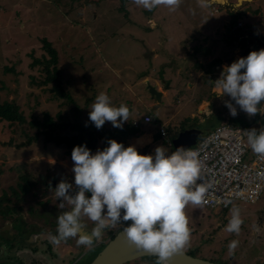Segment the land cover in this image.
I'll list each match as a JSON object with an SVG mask.
<instances>
[{
  "label": "rangeland",
  "instance_id": "rangeland-1",
  "mask_svg": "<svg viewBox=\"0 0 264 264\" xmlns=\"http://www.w3.org/2000/svg\"><path fill=\"white\" fill-rule=\"evenodd\" d=\"M236 2L201 7L200 0H181L172 11L163 5L148 10L136 5L134 0H0V101L16 102L28 121L43 119L45 112L55 118L60 112L62 120L74 121L75 104L54 97L51 85H40L38 81L44 73L40 66L31 65L34 56L42 55L40 37H47L59 51L62 79L76 105L82 108L78 119L83 125L95 127L89 120V111L96 96L103 92L113 106L123 103L130 110L122 128H115L108 121L102 126L101 132L112 130L116 136L146 109L177 133L180 129L177 122L191 117L192 112H197L196 116L189 118L184 126H197L203 132L213 130L223 121L260 130L264 128V120L258 115L249 117L230 97H220L211 91L207 68L211 59L230 60L244 48L246 52L264 49V0L246 1L233 10ZM238 21L243 26L235 30L233 24ZM248 32L255 33L256 38L250 39L248 34L242 44L236 36ZM153 50L159 53L158 57H153ZM167 52L177 57L176 61ZM158 85L167 90L160 101L150 91V86L160 91ZM200 99L213 101L211 112L195 110ZM225 101L236 106L235 117ZM32 130L28 122L0 121V185L15 186L25 172L41 183V174L55 171L60 175L67 169L65 145L45 144L40 140L21 148L17 146L26 140L25 133ZM163 148L169 154L175 152L166 144ZM97 149L102 150L99 145ZM249 152L255 154L251 147ZM46 192L39 196L51 199L47 201L48 207L61 202L52 196L53 191ZM38 208L41 209L40 204ZM233 208L239 209L242 220L238 234L227 231ZM52 213L55 214L53 209ZM185 215L190 239L182 249L187 253L225 264H264V193L256 203L237 201L226 210L189 204ZM84 218L86 221L82 223L86 227H96L93 221ZM47 220H51L48 215ZM115 227L110 222L97 242H108L109 232ZM52 236L58 234L52 231L46 235L49 239ZM78 239L79 236L71 237L55 243L64 254L59 264L76 261H79L76 264H89L101 250L98 246L88 251V247L77 244ZM233 240L238 242L237 247L229 251ZM134 262L127 264H146L143 259Z\"/></svg>",
  "mask_w": 264,
  "mask_h": 264
},
{
  "label": "clouds",
  "instance_id": "clouds-1",
  "mask_svg": "<svg viewBox=\"0 0 264 264\" xmlns=\"http://www.w3.org/2000/svg\"><path fill=\"white\" fill-rule=\"evenodd\" d=\"M180 2L134 0L136 5L148 10L163 5L174 11ZM200 6L207 7L208 0H200ZM240 26L243 23L238 21L233 28L237 30ZM243 37L247 35L242 34L240 42ZM213 83L240 110L249 117L255 116L264 101V49L251 51L246 57L225 65L219 79ZM231 101H225V106L235 117L237 108ZM129 115L130 110L125 104L115 107L109 96L101 92L91 105L89 120L97 129L106 121L115 128H122ZM244 132L252 151L264 158V128ZM107 145L94 154L86 145L73 148L71 159L76 187L73 189L72 184L61 180L54 189L57 200L61 201L59 208L63 209L67 204L71 210L58 215V236H52L51 240L59 243L60 239L79 236L78 245L91 247L93 238H99L109 222L115 225L131 221L114 232L126 227L129 239L136 246L157 255L158 264H167L170 256L186 246L190 239L186 206L202 207L207 203V187L197 183L201 172L198 153L181 146L169 154L158 146L152 155H141L134 146L125 147L114 139H109ZM86 193H90V197ZM82 217L96 224L90 235L81 234ZM241 224L239 209L233 208L227 231L238 234ZM237 244V241H231L229 251Z\"/></svg>",
  "mask_w": 264,
  "mask_h": 264
},
{
  "label": "built area",
  "instance_id": "built-area-1",
  "mask_svg": "<svg viewBox=\"0 0 264 264\" xmlns=\"http://www.w3.org/2000/svg\"><path fill=\"white\" fill-rule=\"evenodd\" d=\"M240 24V23H239ZM256 114L264 120V101ZM144 122L156 119L150 113L142 117ZM139 126V119L133 120ZM249 127L222 122L215 129L203 134L186 149L196 151L201 165L200 180L207 187L204 206L210 209L226 210L234 202L256 203L264 193V158L250 155V145L245 140V130ZM160 132L168 143L165 126Z\"/></svg>",
  "mask_w": 264,
  "mask_h": 264
},
{
  "label": "flooded vegetation",
  "instance_id": "flooded-vegetation-1",
  "mask_svg": "<svg viewBox=\"0 0 264 264\" xmlns=\"http://www.w3.org/2000/svg\"><path fill=\"white\" fill-rule=\"evenodd\" d=\"M209 1V5H221L210 4ZM228 4H230V0H228ZM232 9L237 10L238 8L234 6ZM252 35L250 39L255 36V34ZM40 182L39 185H35L27 193L22 192L19 184L10 185L9 187L0 185V264H59L61 259H64L63 252L59 251L55 243L46 235L52 231L58 234L57 217L62 212L67 211V205L63 209L59 208V203H54L48 207L47 201L51 202V199L48 197L43 199L39 196L41 193H47L48 183L42 184L44 183L42 178H40ZM53 186L56 187L54 183ZM39 204L41 209H37ZM6 205L10 206L11 209L5 211L4 207ZM52 209L55 214L52 213ZM70 210L71 208L68 211ZM44 214L45 216H43ZM47 215L51 220H47ZM52 220L55 222L56 227H53L54 223L51 222ZM46 223H50V225L48 224L49 227L46 226ZM81 234L90 235L89 232ZM60 240L63 242L64 239ZM97 240L98 238H93L92 245L88 247V251L101 245V242H97Z\"/></svg>",
  "mask_w": 264,
  "mask_h": 264
},
{
  "label": "trees",
  "instance_id": "trees-1",
  "mask_svg": "<svg viewBox=\"0 0 264 264\" xmlns=\"http://www.w3.org/2000/svg\"><path fill=\"white\" fill-rule=\"evenodd\" d=\"M236 24L237 22H235L233 26ZM240 36H242V34L237 35L236 38H238L239 40ZM246 38L247 37H243V39L241 40L242 44H244ZM40 43L42 55L40 57L34 56L33 61L31 63L33 67L40 66L41 70L44 73V77L39 80L38 83L40 85H51L50 90L53 92L54 97L63 99L68 103L75 104L73 109L75 116L74 121L62 120L63 116L60 112L57 114L56 118L51 113L45 112L43 119L34 118L33 120L28 121L25 114L21 111L19 105L14 101L8 100L2 102L0 101V121H7L9 123L19 124H24L28 122L30 128L33 130L31 133H25L26 140L18 143L17 145L20 148L43 140L45 144L53 143L56 146L65 145L68 148V152L70 154L72 153L71 150L75 146L80 145H86L87 148L90 149L91 152H93L98 146L100 134L96 130L91 129L89 125L86 126L80 123L78 119L81 116L82 108L79 105H76V101L72 96L71 92L65 87V82L62 79L61 70L59 68L60 56L58 49L53 44V42L50 41L47 37H40ZM252 51H254V49ZM250 52L251 51L248 50L246 52L245 48L243 50L244 56H247ZM215 62H217L216 59L213 61L212 64H214ZM6 69L14 71V68L12 67H6ZM187 120L189 119H186L185 122H187ZM185 122L182 123L183 128ZM131 125H133L132 122ZM20 180L21 181H19L18 184L23 193H27L32 187L39 184V181L34 178H31L28 172L21 174ZM16 193L18 194V192ZM4 209L5 211H8L11 208L10 206L6 205ZM110 234V239H113L116 235V232L111 231ZM105 244L106 243H102L101 245H99V250L102 249ZM189 253L193 256H198L193 252ZM142 259L144 262H146V264H156V262L158 261L157 256H148ZM212 261L217 262L216 260ZM218 263L225 264L221 261H218Z\"/></svg>",
  "mask_w": 264,
  "mask_h": 264
},
{
  "label": "crops",
  "instance_id": "crops-1",
  "mask_svg": "<svg viewBox=\"0 0 264 264\" xmlns=\"http://www.w3.org/2000/svg\"><path fill=\"white\" fill-rule=\"evenodd\" d=\"M248 34H253V33H250V32H248V33H245V35H248ZM255 34V33H254ZM253 36V35H252ZM256 38V35L254 36V38L253 39H255ZM244 50V49H243ZM243 50L237 55V57H235L236 55H235V53H234V55H233V57L230 59V60H222V59H219V58H215L216 60H217V62H215L214 64H212L213 63V61L215 60V59H211L210 60V63L212 64H210L209 63V65H207V68H209V72H208V75H209V77L211 78V81H212V87H211V91L213 92V93H215L216 95H218V96H220V97H222L223 95H222V93H221V91L219 90V89H217L216 87H215V85H214V81L215 80H217V79H219V77H220V74H221V72H222V70H223V67L225 66V65H231V63H233V62H235V61H237L239 58H241V57H246V56H244V54H243ZM191 51H194L193 49H191ZM153 52H155L154 50H153ZM237 52V51H236ZM238 53V52H237ZM147 55H149V53L147 54ZM159 56V53H157V52H155L154 53V56L153 57H158ZM167 56L171 59V60H175L176 61V59L175 58H177V57H175L174 55H172L170 52H167ZM186 56H189V53H187V55ZM200 60V59H199ZM202 63V62H201ZM208 64V63H207ZM146 78H148L149 77V74H147L146 76H145ZM161 92H162V95H165L166 93H167V90L166 89H164L163 88V86L162 85H158V87H157ZM213 105V101L211 100V99H208V100H205V99H200V101L198 102V104H197V108L195 109V110H197L198 109V113H206V112H211L212 111V108H211V106ZM152 106H158V105H153L152 104ZM202 107H204V109H203V111H202ZM136 113H137V115H138V113H140L139 112V110L138 111H136ZM142 113V112H141ZM148 113H151L153 116H154V114L152 113V111L150 110V109H146L145 111H144V113H143V115H145V114H148ZM196 114H197V112H192L191 113V115L192 116H196ZM140 115V114H139ZM138 115V116H139ZM143 115L141 116V117H137V118H139V120L141 121V123H140V125L139 126H134V125H131V123L129 124V126L127 125L126 127H125V129H123V131H121V132H119V133H117V136H116V134H115V132H112V130H108L107 129V131L108 132H101L102 130H101V128L100 129H97V128H95V127H92V126H90L91 127V129H93V130H96L99 134H100V138H99V142H98V145L99 146H101V148L103 149L105 146H108L107 145V141L109 140V139H114V140H116L118 143H122L125 147H128V146H134L136 149H137V151L138 152H144L143 154H141V153H139V154H141V155H149L148 154V152L150 151V152H154V150H155V148L156 147H158V146H164L165 144H166V146H171V148H173L174 149V146H173V144L172 143H168L166 140H165V138H163V135H162V133L160 132V126L161 125H163V126H165L166 128H167V136L171 139V141H173L178 135H179V133L181 132V131H183V130H185V129H188V128H192V127H196V128H199V127H197V126H190V127H186V126H184V128H183V126H182V123L183 122H185V120H183L181 123H178L177 122V126L179 125L180 126V129L178 130V132L179 133H177V132H174V130H172V127H169L167 124H165V123H163V122H161V121H159V120H157V118L154 116V118L156 119L155 121H153V122H144V121H142V117H143ZM191 116V117H192ZM136 117H134V118H136ZM191 117H189V118H191ZM133 118V119H134ZM189 118H187V119H189ZM132 122V121H131ZM229 122V121H228ZM187 122H185V124H186ZM176 125L174 126V127H176ZM211 131V130H210ZM209 132V131H208ZM175 133V134H174ZM205 133H207L206 131L205 132H203L202 131V133H201V135H199V137H198V139L203 135V134H205ZM97 148H98V146H97ZM97 148H96V150L95 151H97ZM68 149V148H67ZM73 150V149H72ZM71 150V151H72ZM95 151H93V152H95ZM66 165H64V166H66V168L68 169V172H67V169H64V170H62L63 171V173H61L60 175H58V174H56V172L54 171V173L51 171L50 173H49V175H47V174H45V175H43V174H41V178H42V180H44V185H45V183L47 184V189L46 190H48V191H51V193H52V191L54 192V193H52V196L54 195V196H56L55 195V191L53 190V188H56V187H54L53 186V182L54 181H56V183L58 184L59 182H61V180H65V181H67L68 183H70V184H72L73 185V189H75V181H74V172L72 171V168H73V161H72V159H71V154L68 152V159H66ZM46 181V182H45ZM90 193H86V196H88V197H90ZM53 196V197H54ZM67 205V204H66ZM71 208V206L70 205H67V211L69 210ZM82 221H86V219L83 217V219L81 220V224L83 225V229H84V231H85V233H87V232H89L90 234H91V232H92V229L91 228H88V227H86L83 223H82ZM110 224V222L108 223V225ZM129 223H127V222H123V223H117L116 224V227H115V230L118 228V227H120V226H124V225H128ZM108 225L101 231V234H102V232L103 231H105V229L108 227ZM113 230V229H112ZM114 230V231H115ZM109 233H111V231L109 232ZM101 236V235H100ZM102 244V243H101Z\"/></svg>",
  "mask_w": 264,
  "mask_h": 264
},
{
  "label": "water",
  "instance_id": "water-1",
  "mask_svg": "<svg viewBox=\"0 0 264 264\" xmlns=\"http://www.w3.org/2000/svg\"><path fill=\"white\" fill-rule=\"evenodd\" d=\"M244 1L250 0H237L235 7H239ZM221 3L225 4L226 1H213L210 0L209 3ZM150 91L153 95L157 97L160 101L162 92L158 91L154 87L150 86ZM202 130L196 127L188 128L179 133V135L173 140V146L175 149L183 146L185 149L191 145L196 144L199 135H201ZM55 186L58 184L56 181L53 182ZM125 228L119 230L113 239H110L105 246L95 255V257L89 262V264H127L129 262L142 259L148 256H157L150 251H147L141 247L136 246L128 237ZM82 228L81 233H84ZM158 264V261L156 262ZM167 264H221L209 259H205L198 256H193L187 253L183 249H179L174 252Z\"/></svg>",
  "mask_w": 264,
  "mask_h": 264
},
{
  "label": "bare ground",
  "instance_id": "bare-ground-1",
  "mask_svg": "<svg viewBox=\"0 0 264 264\" xmlns=\"http://www.w3.org/2000/svg\"><path fill=\"white\" fill-rule=\"evenodd\" d=\"M213 1H224V0H213Z\"/></svg>",
  "mask_w": 264,
  "mask_h": 264
}]
</instances>
